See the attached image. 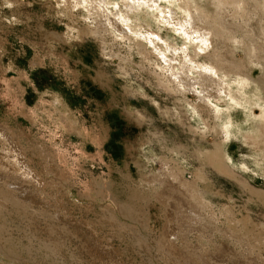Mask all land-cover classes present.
<instances>
[{"label": "rangeland", "instance_id": "obj_1", "mask_svg": "<svg viewBox=\"0 0 264 264\" xmlns=\"http://www.w3.org/2000/svg\"><path fill=\"white\" fill-rule=\"evenodd\" d=\"M137 1L0 0V264H264V0Z\"/></svg>", "mask_w": 264, "mask_h": 264}, {"label": "bare ground", "instance_id": "obj_2", "mask_svg": "<svg viewBox=\"0 0 264 264\" xmlns=\"http://www.w3.org/2000/svg\"><path fill=\"white\" fill-rule=\"evenodd\" d=\"M129 1V0H128ZM133 1V4H139L141 1H137V0H132ZM84 2V1H83ZM159 4V3H158ZM127 5H128V3H127ZM151 5V4H150ZM186 5V4H185ZM173 6V5H172ZM181 6H183L182 4H181ZM175 7V6H174ZM127 8V7H126ZM136 8V7H135ZM139 9V8H138ZM180 9V8H179ZM184 9H185V11H187V14L189 15V19H188V23H189V27L192 29V33H197V35L200 37V40H201V42L203 43V44H205L206 42H208V40H210V39H208L209 37H211L212 36V33H213V29L211 28V27H209L208 25H209V23L208 24H206L205 25V23L203 24V23H200L201 25H203V27L201 26V28H202V30L198 27V25L196 26V24H195V17L193 16V15H191L190 13L191 12H189V10H187V8H186V6L184 7ZM130 11L132 10V7H130V9H129ZM135 10V9H134ZM130 11H128V12H130ZM118 12V11H117ZM123 13V12H122ZM125 14V13H124ZM129 14V13H128ZM118 16V15H117ZM197 17H198V15H197ZM121 18H122V20H123V22H125L127 25H129V23L131 22V17H126V16H122L121 15ZM128 19H129V21H128ZM199 19V18H198ZM200 20V19H199ZM129 22V23H128ZM187 23V24H188ZM198 23V22H197ZM120 24V23H119ZM131 25V24H130ZM136 26V25H135ZM124 27V26H123ZM129 27V26H128ZM132 27V26H131ZM130 27V28H131ZM187 27V26H186ZM188 28V27H187ZM133 29H134V27H133ZM134 32V31H133ZM132 33V32H131ZM153 33V32H152ZM161 35V34H160ZM187 35V34H186ZM153 36V35H152ZM188 36V35H187ZM190 36H188V38H189ZM59 39V38H58ZM155 39V38H154ZM146 40V39H145ZM149 40H151V39H149ZM151 42V41H150ZM153 42V41H152ZM151 42V43H152ZM166 42V41H165ZM154 44V43H153ZM155 45V44H154ZM156 46V45H155ZM170 46V45H169ZM160 48V47H159ZM192 61V60H191ZM198 67V66H197ZM202 68V67H201ZM200 68V69H201ZM210 68H212V67H210ZM195 69V68H194ZM206 69V68H205ZM204 69V70H205ZM192 70V69H191ZM210 70V69H209ZM203 71V70H202ZM200 72V71H199ZM212 72V71H211ZM210 73V72H209ZM202 74V73H201ZM177 78V77H176ZM205 78H207V75H206V77ZM203 82V81H202ZM170 85V84H169ZM226 89V88H225ZM224 89V90H225ZM231 94V93H230ZM227 126H228V124H227ZM226 126V127H227ZM2 129V128H1ZM228 130V129H227ZM11 131V130H10ZM2 139V138H1ZM17 149V148H16ZM19 153V152H18ZM43 154V153H42ZM49 155V154H48ZM19 155H17V157H16V159L18 160V161H20V159H19V157H18ZM47 156V155H46ZM51 156V155H50ZM25 157V156H24ZM55 158V157H54ZM44 159V158H43ZM48 159H50V158H48ZM15 160V159H14ZM53 160V159H52ZM46 161V160H45ZM51 161V160H50ZM54 161H56V160H54ZM20 162H22V161H20ZM47 162H49V161H47ZM16 164V163H15ZM17 164H18V162H17ZM16 164V165H17ZM49 164V163H48ZM48 164H46V166H48ZM50 164H52L51 162H50ZM49 164V165H50ZM10 165V164H9ZM8 165V166H9ZM16 165H11L13 168H15V166ZM53 165V164H52ZM23 166V165H22ZM44 166V165H43ZM54 166V165H53ZM53 166H51V167H53ZM10 167V166H9ZM58 167V166H57ZM56 167V168H57ZM54 168V167H53ZM9 169H11V168H9ZM8 169V170H9ZM27 169V168H26ZM58 169V168H57ZM18 170V169H17ZM59 171V170H58ZM25 172V171H24ZM17 173V172H16ZM27 174V177L26 176H24V179L26 180V182H28V184L29 183H32V184H34V185H36V187L37 186H40L41 184H40V181H41V178L39 177V176H37L36 175V173L34 172V171H30V170H28L24 175H26ZM51 175V174H50ZM155 178V177H154ZM153 178V179H154ZM161 178V177H160ZM155 180V179H154ZM164 180V179H163ZM35 182V183H34ZM43 183H44V181H43ZM31 184V185H32ZM163 184V183H162ZM164 185H166L165 187H164V189H163V191H162V193H161V191H160V193H161V197H160V200L165 204V206H166V208H167V211H168V226H170L171 228L173 227V231H171L170 232V235H172V234H174V231H177L176 230V228H180V229H184L185 230V226H186V224H188L186 221H180V224H181V226H178L177 224H175V222H174V219H175V211L176 210H179V206H180V204H183V205H185V206H190L191 208H192V210H193V213H198L199 212V210H200V208L201 207H204V205H205V201L202 199V196H201V194H200V192L198 191L199 189H200V187L198 186V185H196V183H187V182H185L183 179H180V181L178 182V184H176V185H173L172 186V184H164ZM180 185L182 186V187H180ZM42 186V185H41ZM54 186V185H53ZM66 186V185H65ZM45 188V187H44ZM11 189V190H10ZM10 189H4L3 188V190L1 191L0 190V195L3 197V199L4 200H6V202L10 205V207H14L15 206V204H18V203H21V202H23L24 203V201L22 200V199H20L18 196H17V194H16V192H13V190H14V188L12 187V188H10ZM42 189V188H41ZM56 190V189H55ZM137 191V190H136ZM29 193H31L30 191H29ZM36 193V192H35ZM41 194V193H40ZM57 194V193H56ZM137 194V193H136ZM159 195V194H158ZM25 196V195H24ZM32 196V195H31ZM134 196H136L135 194H134ZM27 197V196H26ZM30 197V196H29ZM41 198V197H40ZM135 198V197H134ZM48 199V198H47ZM57 199V198H56ZM137 199V198H136ZM25 200H27V199H25ZM30 201V200H29ZM34 201V200H33ZM37 201V200H36ZM46 201V200H45ZM62 202V201H61ZM25 204V203H24ZM53 205V204H52ZM120 206V205H119ZM15 208V207H14ZM13 208V209H14ZM189 208V207H188ZM119 209H120V207H119ZM121 209L122 210H124V206H122V204H121ZM129 209V208H128ZM103 210V209H102ZM112 210V209H111ZM186 210V209H185ZM190 210V209H189ZM100 211H101V209H100ZM104 211V210H103ZM107 211V210H106ZM121 211V210H120ZM180 211V210H179ZM201 211V210H200ZM112 212H113V210H112ZM35 214V213H34ZM37 214V213H36ZM35 214V215H36ZM101 215V214H100ZM103 216V215H102ZM122 216V215H121ZM34 217V216H33ZM42 217V216H41ZM188 217V216H187ZM103 218L106 220V221H109V222H116L118 219L115 217V215H114V213H106V215L105 216H103ZM198 218V217H197ZM102 222V221H101ZM89 223V222H88ZM123 223V222H122ZM100 224H102V223H100ZM116 224V223H115ZM117 225H119V226H121L122 227V224H121V222L118 224V222H117ZM128 225V224H127ZM184 225V226H183ZM192 225V224H191ZM119 226H118V228H119ZM124 226H126V225H124ZM134 226V225H133ZM193 226H191V228H192ZM114 228V227H113ZM117 229V228H116ZM123 229V228H122ZM186 229H188V228H186ZM113 230V229H112ZM115 230V229H114ZM118 230V229H117ZM127 230H130V229H128L127 228ZM120 231V230H119ZM128 232V231H127ZM127 232H124V233H127ZM182 232V231H181ZM186 232H188V231H186ZM113 233V232H112ZM180 233V232H179ZM185 234V233H184ZM122 236V235H121ZM175 238H177V237H175ZM33 240V239H32ZM147 246V245H146ZM140 247V246H139ZM159 249H160V253L161 254H163V252H165V249L161 246V245H159V247H158ZM156 249V248H155ZM173 252V251H172ZM171 253V252H170ZM172 255H173V253H172ZM175 255V254H174ZM196 255V254H195ZM110 256V255H109ZM197 257V256H196ZM193 262H196L197 264H202L201 262H198L197 261V258H195V256H194V258H192L191 259ZM201 261V260H200Z\"/></svg>", "mask_w": 264, "mask_h": 264}]
</instances>
